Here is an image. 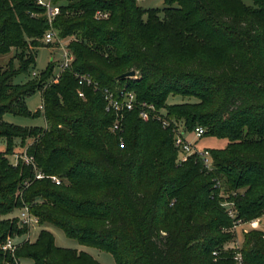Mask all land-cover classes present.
Returning <instances> with one entry per match:
<instances>
[{
  "label": "trees",
  "instance_id": "trees-1",
  "mask_svg": "<svg viewBox=\"0 0 264 264\" xmlns=\"http://www.w3.org/2000/svg\"><path fill=\"white\" fill-rule=\"evenodd\" d=\"M247 1L164 0L159 10L136 0H50L59 7L50 22L37 0H0V54L14 52L0 66V215L27 205L40 225L109 252L116 264H238L236 252L239 264H264V232L255 229L226 258L220 255L225 259L212 256L232 240L235 220L264 213V0ZM50 26L59 40L69 38V66L55 81L49 62L15 83L34 66L35 48ZM129 70L135 75L122 77ZM81 74L114 92L134 93L136 106L120 130H109L115 116L100 91L84 86L78 95ZM36 90L44 128L3 119L7 112L39 115L25 104ZM172 94L195 101L169 105ZM142 102L169 125L142 120ZM180 124L183 132L201 126L202 136L226 140L207 148L211 171L197 154L176 161ZM15 139L22 146L31 140L25 153L33 163L10 161ZM36 169L45 177L35 178ZM26 231L17 217L0 220V264L21 258L101 264L87 252L57 246L46 229L33 241L23 238ZM8 235L18 242L13 254L1 249Z\"/></svg>",
  "mask_w": 264,
  "mask_h": 264
},
{
  "label": "rangeland",
  "instance_id": "rangeland-1",
  "mask_svg": "<svg viewBox=\"0 0 264 264\" xmlns=\"http://www.w3.org/2000/svg\"><path fill=\"white\" fill-rule=\"evenodd\" d=\"M42 1L44 3H48L49 0H42ZM136 2L143 9L157 8L161 10L165 6L164 0H136ZM246 2L248 1L246 0ZM68 41H69V38H65L62 40L57 39L50 44L44 43L43 45L35 48L36 56H35L34 66L30 68L29 74L22 73L14 77V82L24 83L26 80L29 79L30 76H32L33 72L37 74L45 70L49 62H52L54 65L53 74L55 76L52 78V80L55 81V78H57L61 72L59 65L64 60V52L67 49L66 44ZM13 55H14L13 50L5 54H0V66H3V67L6 66V64H8L9 60L13 57ZM13 64L16 67L18 64L17 60L13 59ZM192 101H195V99L192 97H185L179 94H172L168 96L166 102L167 104L170 105V104H179L183 102H192ZM25 104L31 112H36L40 110V114L37 116H23V115H18V114L7 112L3 115V119L6 122L12 123L14 125L26 127V128H31V127L44 128L45 120L41 113V104H42L41 92L39 90L34 91L31 95L26 97ZM124 118L125 116L123 117L122 120H124ZM178 129L183 130V126L180 124ZM109 130L113 131L111 130V127L109 128ZM183 133L187 137V140L191 141V143L194 144L195 147L199 150L204 149V148H208V149L221 148L226 145L225 139L217 138L214 136H206V135L201 136V137H196L192 131L191 132L186 131ZM15 142H16V146L14 148V154L9 156V159L12 163H16L17 159L20 158L25 153L26 146L31 143V140L27 139L26 144L24 146L20 144L19 139H15ZM120 143H122L121 140H120ZM0 149L1 150L4 149V144H0ZM60 179H61L60 184H62V182H65L62 178ZM222 205L224 206V203H222ZM19 212H20L19 208H14L12 212L8 214L0 215V220L11 218V217L16 218L19 216ZM243 221L240 220V222H243V223L238 224L235 228H234V225L232 226L231 231L233 233V238L231 241L225 243L222 247H219L218 249L212 251L213 261H216L223 257L220 255L226 254L225 256L226 258L227 250L232 249V248L236 250L235 248H239L243 242L245 232H248L249 230H252V229L260 230L264 232V214L260 215L257 218L243 220ZM41 229H46L50 231L54 237L55 244L59 247L71 248V249H75L76 251L87 252L101 264H116L113 256L109 252L100 250L96 247H91V246L80 244L76 239L67 237L60 228L52 224L36 225L35 228L31 229L30 231L29 240L33 241ZM238 253L239 252L235 253V256H233V259H235L236 262L239 264V261L237 259ZM239 255L241 256L240 253ZM225 258L223 257V259ZM19 261L22 264H32V260L30 259L21 258L19 259Z\"/></svg>",
  "mask_w": 264,
  "mask_h": 264
},
{
  "label": "built area",
  "instance_id": "built-area-1",
  "mask_svg": "<svg viewBox=\"0 0 264 264\" xmlns=\"http://www.w3.org/2000/svg\"><path fill=\"white\" fill-rule=\"evenodd\" d=\"M37 2L41 5H45L47 8V16L49 21L51 22L52 17L58 13L59 7L57 5L51 4L50 0L48 3H44L42 0H37ZM105 17V13H101L99 11L96 12V17ZM43 42L46 44H50L53 41L58 39L57 31L54 27L50 26L43 35ZM72 60V55L66 49L64 52V60L59 65L60 71L67 68ZM78 85L80 86L78 89V95L83 97V90L82 87L90 86L94 90H98L101 92L104 100H105V109L107 111H111L114 113V121L111 126V130L117 131L121 128V122L125 113L127 111L132 110L136 106V100L134 93L130 91H126L121 89L118 92H114L113 90L107 87H101L99 83L94 80L89 74H81L77 75ZM139 116L142 120H157L160 121L162 127H167L169 125V121L162 115V112L157 111L154 105L147 104L146 102H142L139 106ZM192 132L196 137H201L204 133V128L201 126H196ZM174 146L178 152L177 155V162L182 163L188 159L190 155L197 154L200 157L201 165L205 171L209 172L213 169V162L210 152L207 148L204 149H197L194 144H192L189 140L184 137V133L182 130L175 129V136H174ZM21 158L24 160L25 163H33L32 156H28L24 153ZM45 175L39 171L35 170V178H42ZM46 177L50 178L52 182L55 184H60L61 179L56 175H47ZM27 184V183H25ZM218 185V181L216 182L215 186ZM224 205L227 207L228 214L230 217H235V212L232 209L231 202H225ZM19 216L17 217L19 225L26 227L27 231L24 233L23 238L29 239L31 229L35 228L36 225L39 224L38 218L30 213L27 205H23L19 208ZM264 214V213H263ZM243 222H240L239 219L234 221V228ZM18 242L15 240L13 236H7L5 240L1 244V249L4 251H8L10 253H14ZM238 261L241 260V256L238 253L237 256ZM14 264H22L19 260L15 259Z\"/></svg>",
  "mask_w": 264,
  "mask_h": 264
},
{
  "label": "water",
  "instance_id": "water-1",
  "mask_svg": "<svg viewBox=\"0 0 264 264\" xmlns=\"http://www.w3.org/2000/svg\"><path fill=\"white\" fill-rule=\"evenodd\" d=\"M135 75V71L134 70H129L127 72H125L122 77H133Z\"/></svg>",
  "mask_w": 264,
  "mask_h": 264
},
{
  "label": "crops",
  "instance_id": "crops-1",
  "mask_svg": "<svg viewBox=\"0 0 264 264\" xmlns=\"http://www.w3.org/2000/svg\"><path fill=\"white\" fill-rule=\"evenodd\" d=\"M184 137L187 139V137L185 136V134H184ZM191 142V141H190ZM1 150V149H0Z\"/></svg>",
  "mask_w": 264,
  "mask_h": 264
}]
</instances>
